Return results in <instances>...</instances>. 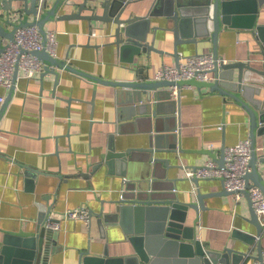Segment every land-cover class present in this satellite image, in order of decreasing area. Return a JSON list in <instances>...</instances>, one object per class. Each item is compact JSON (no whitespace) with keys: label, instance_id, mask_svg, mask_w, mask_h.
I'll return each instance as SVG.
<instances>
[{"label":"crops","instance_id":"1","mask_svg":"<svg viewBox=\"0 0 264 264\" xmlns=\"http://www.w3.org/2000/svg\"><path fill=\"white\" fill-rule=\"evenodd\" d=\"M151 3L143 0L130 9L143 15ZM76 9L74 5H63L57 15ZM258 23L264 25V14ZM170 28L172 22L167 17H152L147 39L163 51L151 50L140 60L134 57L130 62L131 51L118 53L113 44L114 23L96 21L90 28L85 19L56 18L45 25L46 30L55 33L56 58L108 81H128L136 65H144L152 79L164 65H175ZM216 49L225 62L249 61L261 69V48L248 30L221 29ZM178 51L180 60L181 56L197 53L213 54L214 49L210 37H204L197 45L180 44ZM49 68L58 71V76L42 70L26 78L20 70L13 91L0 85V248L6 232L34 234L50 216L58 222L59 230H51L49 251L41 264H79L82 251L97 256L107 249L110 257L132 254L123 227L149 224L152 219L149 216L137 221L126 214L113 225L100 227V214L113 213L116 203L127 194V178L118 174L116 160H103L102 156L130 147L147 148L154 137L161 136V149L175 141L176 152L153 155L166 159L165 163L152 161L149 180L155 183L157 193L196 203V209H188L184 226L193 227L196 239L205 248L216 252L226 247L239 250L243 252L239 264H254L259 250L264 252V228L255 236L254 244L233 237L236 230L252 235L257 231L256 225L249 222L251 206L245 195L236 202L233 194L223 189L220 179L201 178L195 182L184 173L213 159L210 153L218 160L223 149L250 139V118L244 108L218 91L189 85L183 87L176 104L177 99L171 97L172 86H167L149 101L150 112L138 116L136 109H130L138 105L123 101L129 89L55 65ZM253 83L249 100L264 110V84ZM260 127L255 149L259 156L257 168L264 180V122ZM143 153L136 151L134 156L142 161ZM81 206L90 211L89 222L64 217L65 209ZM174 260L161 255L156 264H180Z\"/></svg>","mask_w":264,"mask_h":264},{"label":"water","instance_id":"2","mask_svg":"<svg viewBox=\"0 0 264 264\" xmlns=\"http://www.w3.org/2000/svg\"><path fill=\"white\" fill-rule=\"evenodd\" d=\"M141 1L143 0H82L81 2L76 0H0V52L4 49L3 40H12L14 31L21 26L35 25L40 33L44 34L45 25L49 21L56 18H79L87 20L90 28L96 21L106 25L114 23L113 44L116 51L118 53L131 51L130 62H134V57L140 60L143 54L151 50L160 53L163 51L156 49L153 45L154 41L149 42L147 37L151 18L164 16L172 22V28L169 29L173 33V52L171 53L176 59L175 66H177L180 44L197 45L200 39L210 37L214 58L222 59L216 49L220 30L232 27L248 30L261 48L263 58L261 69L243 60L216 63L212 71L213 80L210 82L193 79L179 82L152 79L148 72L145 73L144 65L131 68L134 76L128 81L100 80L96 76L68 66L64 60L50 56L45 50L32 51V54L46 64L43 71L51 72L56 77L59 72L51 70L50 65L76 72L91 80H99L107 85L129 89L130 92L123 101L138 105L130 108L136 109L138 116L150 112L149 101L153 96H157L160 88L173 85L207 87L210 91H218L224 98L236 102L244 108L250 118V172L245 175L246 190L244 191L250 204L248 187L255 185L264 192V180L257 168L259 156L255 149L256 135L261 130L260 123L264 122V110L249 100L253 82L264 84V25L258 23V19L264 14V0H152L150 8L140 15L130 8ZM39 4H41V17L37 20ZM63 5H74L77 9L57 15ZM99 9L100 12H98ZM83 11H88V14H82ZM243 13L250 14L243 16L241 15ZM9 26L11 30L8 29ZM219 69H222L224 73H220ZM17 71L16 67L13 82L16 81ZM144 100L145 103L141 104ZM175 103L178 104V100ZM151 111H153L152 108ZM137 113L134 111L133 115L136 116ZM1 115L2 112L0 117ZM118 120L122 121V118L119 116ZM160 137H154L153 143H150L147 148L130 147L121 151H109L102 156L103 160L113 159L114 162L116 160L118 174L127 178V181L124 180L127 184V194L116 203L113 213L103 214L102 212L103 216L100 214L98 220L100 227L111 226L126 214L137 221L149 216L152 219L149 224L134 223L131 228L122 226L127 235V242L133 248V253L110 257L107 249L97 256L92 255L90 251H82L79 264H156L161 255L172 256L174 261H179L180 264H239L241 262L243 252L228 247L221 252L207 249L196 239L193 227L184 226L188 209H196L195 202H180L172 195L162 197L157 193L155 183L149 180L153 172L152 161L165 163L166 159H159L153 155L155 152H176L175 141L167 142L165 149H161ZM136 151L144 152L146 157L143 156V162L134 156ZM223 151L224 149L222 153ZM210 155L217 164H223V155L218 160L213 154L210 153ZM261 162H264V155ZM27 175L32 176L30 173ZM193 181L197 182V179ZM249 222L256 225L255 235L236 230L233 232V237L254 244L255 236L260 235L263 227L252 206ZM49 239L51 240V230L40 225L34 234L23 231L6 232L1 242L0 264H41L49 251ZM260 254L259 250L258 259Z\"/></svg>","mask_w":264,"mask_h":264},{"label":"built area","instance_id":"3","mask_svg":"<svg viewBox=\"0 0 264 264\" xmlns=\"http://www.w3.org/2000/svg\"><path fill=\"white\" fill-rule=\"evenodd\" d=\"M41 4L38 6V20L40 15ZM94 34L91 30L90 35ZM4 49L0 52V85L9 90L14 89L16 81L14 79V70L18 68V74L21 70L23 76L32 78L40 74L44 69L45 63L32 54V51L45 50L50 56H57L56 45L57 39L55 33L46 30L41 34L35 25L21 26L13 33V39L3 43ZM225 63L223 59L214 58L212 53H197L196 55L181 56L177 66L164 65L163 69L155 74L156 80H168L179 82L181 80H195L210 82L213 80L212 71L215 64ZM183 85L178 87L172 86L171 97L178 100ZM0 102L3 98L0 97ZM250 139H242L234 146H230L223 151V164L219 165L213 159L207 160L199 167L185 169V176L190 179L200 180L201 178L222 179V186L227 192L233 194L237 202L244 196L245 175L250 172L249 162ZM249 191L250 205L256 213L259 223L264 228V192L258 186H250ZM64 217L73 220H83L89 222L91 213L84 206L65 209ZM43 226L46 229L58 231V222L50 216L44 219ZM254 264H264V252H261L259 259L256 258Z\"/></svg>","mask_w":264,"mask_h":264}]
</instances>
